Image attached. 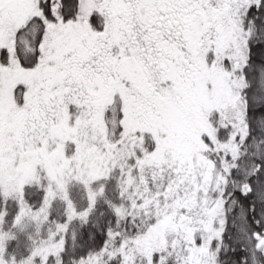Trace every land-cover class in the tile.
Wrapping results in <instances>:
<instances>
[{
    "label": "snow or ice",
    "instance_id": "6c2138e0",
    "mask_svg": "<svg viewBox=\"0 0 264 264\" xmlns=\"http://www.w3.org/2000/svg\"><path fill=\"white\" fill-rule=\"evenodd\" d=\"M0 264H264V0H0Z\"/></svg>",
    "mask_w": 264,
    "mask_h": 264
}]
</instances>
